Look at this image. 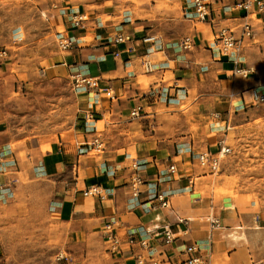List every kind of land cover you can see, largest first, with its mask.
Segmentation results:
<instances>
[{
  "label": "crops",
  "instance_id": "crops-1",
  "mask_svg": "<svg viewBox=\"0 0 264 264\" xmlns=\"http://www.w3.org/2000/svg\"><path fill=\"white\" fill-rule=\"evenodd\" d=\"M210 1L213 23L190 18L194 13L192 0L182 5L183 19L194 23L196 38L190 49L180 46L188 30L184 20H171L161 28L158 48L145 41L157 23L131 0H61L51 7V30L73 42L49 54L43 68L48 70L47 78H63V71L100 75L101 85L111 86L116 96L110 98L105 90L97 89L75 91L80 106L77 127L84 131V139L75 146L60 139L54 148L51 143L28 139L22 121L18 122L22 115L16 112L15 117L14 104L2 103L0 199L8 201L22 190L43 188L51 214L70 224L72 242H107L105 225L114 224L122 240L119 248L107 249L111 254L108 264H136L137 254H147L139 243L128 244L131 232L136 240L148 241L155 248L160 264H187L183 251L190 244L199 247L198 264H212L214 257L217 264H264V192L250 203L230 196L216 201L213 193L198 191L196 181L191 187V177L200 176L194 167L197 153L213 149L219 135H195L187 126L179 134L168 133L166 123L159 126L156 121L158 104L165 102L169 107L187 98L193 99L197 112L213 120L208 124L211 133L224 131L227 136L231 123L247 122L253 113L264 117V102L253 101L254 92H264V0H251L249 14L245 9L234 10V0ZM78 15L82 19L76 22ZM248 18L253 32L250 38L242 39L239 62L220 59L216 42H209L205 31L210 30L214 37L220 26L238 25ZM235 36L240 37L239 30ZM155 51L165 58L149 69L146 58ZM237 68L243 71L237 72ZM161 71H171L167 86L164 75L161 82L149 80ZM138 105L142 107L140 115L129 116ZM137 118L141 120L138 137H117L113 146L103 144L105 136L89 139V132L105 131L123 120L132 123ZM201 123L204 126L206 121ZM224 138L219 142H225ZM19 142L20 147L25 144L32 149L27 159L14 149ZM93 147L104 151L102 160L89 157L84 161L83 156ZM186 153L192 163L189 167L184 166ZM172 161L178 171L163 178ZM136 162L145 182L135 195L131 176ZM93 186L100 187L103 198L85 195ZM164 190L169 198L166 206L152 199L156 191ZM166 230L175 236L173 243L163 240Z\"/></svg>",
  "mask_w": 264,
  "mask_h": 264
},
{
  "label": "rangeland",
  "instance_id": "rangeland-1",
  "mask_svg": "<svg viewBox=\"0 0 264 264\" xmlns=\"http://www.w3.org/2000/svg\"><path fill=\"white\" fill-rule=\"evenodd\" d=\"M60 1L0 0V52L7 50L0 57V105L14 104L11 108L13 115L17 117L16 112L22 115L18 116V122L22 121L27 138L32 141L37 139L39 144L51 143L53 148L60 139L73 146L82 144L79 142L84 139V131L77 127L79 94L73 88L70 74L63 71L65 77L54 80L47 78L48 70L43 69L50 53L62 51L56 32L48 24L50 8ZM131 1L140 5V10L156 21L152 35H161V28L168 26L171 20H184L182 5H187V0ZM184 22L187 36L195 39L193 21L188 18ZM241 27L237 30L240 31ZM204 36L213 42L210 30L205 31ZM163 58V53L155 51L146 59L154 68ZM157 73L149 77L150 82H161L164 75L165 86L171 83V71ZM155 110H158L157 123L159 126L166 123L168 133L179 134L187 126L189 132L195 135L206 132L219 135V140L226 137L225 144L231 147V152L223 159L219 170L210 172L206 165L195 159L196 174H200L194 177L198 191L213 193L216 201H221L223 196L234 200L241 198L247 203L259 200L264 192V117L253 113L247 122L231 123L225 136L224 131H209L208 124L213 120L197 112L198 107L193 105L192 98L182 99L169 107L164 102L158 104ZM172 110L176 113L171 115ZM131 111L129 116H132ZM202 120L206 121L205 127ZM140 121L138 118L132 123L123 120L108 130L89 132V139L92 141L96 135L105 136L103 144L113 146L117 137H138ZM151 121L154 123V116H151ZM219 140L213 144V150L217 149ZM21 144H14V149L18 150L21 158L27 159V153L32 149L25 144L20 147ZM87 154L82 158L84 161L91 157L100 162L104 151L93 147L87 150ZM186 156L184 166L189 167L192 165L189 153ZM85 195L91 196V193L86 192ZM46 197L44 189L38 187L22 190L8 201L0 199V264H108L111 254L107 249L113 242H72L70 224L55 219ZM212 264H217V258H213Z\"/></svg>",
  "mask_w": 264,
  "mask_h": 264
},
{
  "label": "built area",
  "instance_id": "built-area-1",
  "mask_svg": "<svg viewBox=\"0 0 264 264\" xmlns=\"http://www.w3.org/2000/svg\"><path fill=\"white\" fill-rule=\"evenodd\" d=\"M192 4L194 7V13L190 18H194L195 20L204 21L213 23L214 22V15H213V9H212V3L210 0H192ZM250 4L251 0H234L233 8L236 9H245L247 11V14L251 12L250 10ZM246 15L245 17H247ZM232 17V16H229ZM82 19L81 15H78V19L75 20L76 22L80 21ZM240 29V37L235 36V32L239 26H241ZM253 32V23L250 21V19H245L240 24H224L223 26H220L217 28L214 32V41L217 44V49L219 53L220 59L222 58H228L232 61H235L236 63L239 62V56L238 53L241 50V47L243 46L242 39L244 37L250 38V35ZM61 39L59 41L60 46L62 48H68L72 44V40L69 38H63L59 37L58 39ZM194 38L186 36L184 39L181 40L180 46L184 49H190L192 42ZM145 41H149L153 44L154 48H158L160 46V43H158V38L155 35H148L145 39ZM195 43V42H194ZM7 53V50L4 49L0 52V57H2L4 54ZM147 66L149 69L151 68V64L147 63ZM237 72L243 71L241 68L236 69ZM71 82L73 84V88L75 91H83V90H90V89H97V90H105L107 95H109L110 98L115 97V93L112 90L111 86L101 85V77L100 75H89L84 74L81 71H75L71 75ZM253 100L256 103L264 102V92H254L253 93ZM141 106H135L132 109V115L139 116ZM229 125H227L228 127ZM231 152V147L225 144V142L221 141L217 145V149H207L206 151H202L197 153V159L200 163L203 165H206L210 172H215L220 169L221 163L223 159ZM139 164L136 162L134 164V170L133 175L131 176V189L133 193L136 195L141 191V185L145 182L143 176L139 173L138 170ZM178 171V165L175 161H172L167 169L163 172V178L166 173H176ZM195 183L194 176L191 177L190 180V186L192 187ZM87 192H90L92 195H98L101 198L104 197V194L99 186H93L90 187V189L87 190ZM168 191H156L154 195L152 196V199L158 200L161 205L166 206L169 203L168 198ZM165 235L163 237V240L167 243H173L175 240V236L172 234L171 231L166 230ZM105 234L110 239L109 241H112L113 244L110 248L116 249L120 247L121 238L118 234V231L114 224L107 223L105 225ZM126 241L130 246H132L135 243H139L143 248L146 250V255L142 256L140 254L136 255V264H160V261L157 259V257L154 254L155 248L149 245L148 241L144 240H136V237L133 232L129 233ZM184 254L186 255V263L187 264H198L200 261V255H199V247L196 244H190L187 245L184 248Z\"/></svg>",
  "mask_w": 264,
  "mask_h": 264
}]
</instances>
